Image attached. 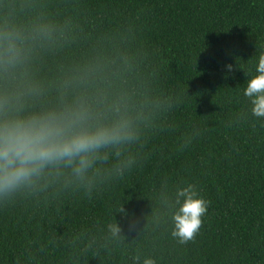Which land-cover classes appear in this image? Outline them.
I'll use <instances>...</instances> for the list:
<instances>
[{
    "label": "trees",
    "instance_id": "obj_1",
    "mask_svg": "<svg viewBox=\"0 0 264 264\" xmlns=\"http://www.w3.org/2000/svg\"><path fill=\"white\" fill-rule=\"evenodd\" d=\"M0 22L55 26L28 65L45 91L30 105L55 103L66 84L142 113L139 139L97 163L90 189L66 170L0 200V264H264V123L238 95L264 50V0H0ZM187 183L211 203L179 244L167 198Z\"/></svg>",
    "mask_w": 264,
    "mask_h": 264
},
{
    "label": "clouds",
    "instance_id": "obj_2",
    "mask_svg": "<svg viewBox=\"0 0 264 264\" xmlns=\"http://www.w3.org/2000/svg\"><path fill=\"white\" fill-rule=\"evenodd\" d=\"M54 32L50 24L22 30L0 22V200L22 190L40 189L41 181L46 187L49 176H63L66 170H70L69 182L90 189L100 174L97 163L107 160L111 150L119 158L126 145L139 139L137 121L142 113L133 114L128 100L110 97L101 88L69 92L65 84L55 103L45 99L39 100L38 107L30 105L45 91L29 76L28 65L37 45L55 43ZM252 64L238 95L250 115L264 123V50ZM132 164V158L118 159L106 178L123 176ZM167 199L171 236L179 244L193 241L211 202L192 183L177 187ZM118 211L128 215L123 208ZM108 230L112 238L123 239L118 223L108 225ZM134 260L140 264L139 256ZM143 264H156V260L145 257Z\"/></svg>",
    "mask_w": 264,
    "mask_h": 264
}]
</instances>
